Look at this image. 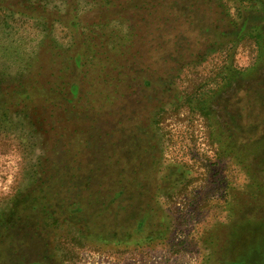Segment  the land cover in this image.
I'll return each mask as SVG.
<instances>
[{"label":"rangeland","instance_id":"1","mask_svg":"<svg viewBox=\"0 0 264 264\" xmlns=\"http://www.w3.org/2000/svg\"><path fill=\"white\" fill-rule=\"evenodd\" d=\"M92 1L0 0V216L23 196L39 166L65 158V149L68 162L80 168L75 172L83 174L90 163L99 167L103 145L88 141L94 130L87 118L96 108L102 140L120 129L130 133L125 150L118 139L104 143L116 144L112 163L125 158L135 164L132 170L142 169L138 175L145 180L144 189L123 199L128 204L119 219L126 221L123 226H131V233L123 237L114 230L112 238L93 237L81 234L66 219L49 220L51 229L41 224L36 230L32 225L12 234L17 253L32 259L43 252L44 264L54 254L59 264H264V62L258 61L255 39L245 37L201 59L181 58L172 63L183 69L175 78L181 92L149 96L141 92L140 84L130 85L118 75L111 79L115 71L108 76L103 68L114 57L111 47L120 52L130 49L135 39L130 28L146 17L145 12L107 18L112 10L100 15L107 5ZM207 2L203 8L210 20L213 13ZM237 2L241 1L224 0L214 17L223 13L235 17ZM242 2L246 5L248 0ZM28 3L58 12L54 18L61 21L10 12V7ZM74 16L78 25L71 27ZM139 27L138 34L145 35L146 27ZM140 34L132 47L143 54L149 40ZM76 40L84 41L86 51L96 46L97 54H104L97 56V64H84V59L75 64ZM31 63L42 76L49 77L51 71L61 76L53 79L55 84L74 79L80 85L77 92L61 91L65 102L60 109L46 101L42 109L49 122L43 126L32 108L11 111L6 106L7 83L25 81ZM224 64L248 73L224 84L219 77ZM248 93L253 114L243 111ZM201 97L209 109L198 105ZM144 211L151 214L153 232L139 235L133 231L134 221ZM49 238L51 248H46Z\"/></svg>","mask_w":264,"mask_h":264},{"label":"trees","instance_id":"2","mask_svg":"<svg viewBox=\"0 0 264 264\" xmlns=\"http://www.w3.org/2000/svg\"><path fill=\"white\" fill-rule=\"evenodd\" d=\"M95 1L107 5L100 9V15L112 10V14L106 15L107 18L113 17L114 13L117 16L123 15L125 17L128 16V13L134 16L141 11L145 12L146 17L144 19L140 17L139 24L133 23L132 28H130L129 32L133 33L132 37L135 38L130 49H124L120 52L121 49L111 47L114 57L109 58L108 63L103 64V68L106 66L108 69V76L115 71L111 74V79H113V75H118L130 85L131 83L140 84L141 92L149 94V96L163 95L165 92H171L170 94L181 92L176 88L175 78L182 74L183 69L179 66L175 67L176 65L172 63H177L181 58L187 56L192 59L194 56H196V59L198 57L201 59L203 55L208 54L212 56L223 51L226 46L228 48L230 43H237L245 37L255 39L258 47V61L259 63L264 62V0H248L246 5L243 4V0H240L241 2H237L235 17L223 13L216 18L214 15L218 12L214 10L220 5H224L222 4L224 0H218V2H216L217 0H210V10L213 13L210 20L206 19L203 8V5L208 4V0H94L92 2ZM10 8L12 13L19 12L45 18L48 21H61L60 18H54V14L58 12L51 11L46 7L28 3L23 6L17 5V8L13 6ZM142 20L145 21L141 22ZM222 22H225L230 29L224 28ZM69 25L71 27L78 25L75 16L70 20ZM139 26L146 27L147 32L145 35L140 34ZM137 31H140L141 38L146 36L149 40L147 43L149 48L144 49L143 54L140 49L136 50L135 47H132L137 35L139 40ZM83 42H77L76 40L74 45L76 48V54L73 57L75 64L82 63L83 59L85 60L84 64H92L93 61L97 64V56L104 54H97V51H95L96 46H90L86 51ZM45 43L50 46L49 40ZM200 45L207 48L205 50L198 49L197 47ZM78 46H81V48L79 49ZM136 54L138 55L137 58ZM135 59L138 61H135ZM189 65L188 63L187 66ZM30 67L25 81L7 83L5 87L7 91L5 93L6 106L11 111L23 107L32 108L35 111L34 114L39 116L37 122L43 126L46 122H49L47 111L42 109L47 106L46 101L48 100L54 105L52 108L62 107L65 96L62 95L63 92L61 91L68 88L72 93L77 92L80 85L74 79L72 82L66 81L67 83L55 84L56 79H53L61 76H55L52 71L49 77L42 76V73L33 68V63ZM38 67L42 68V65ZM246 73L248 72L243 73L237 70L232 64H226L223 73L219 77L224 81V84H227L233 77ZM251 76L243 78L244 81ZM122 87L121 85L119 88ZM216 91V89L213 90L214 93ZM57 93L58 95H56ZM120 94L125 95L124 99L126 101L129 100L124 92ZM203 96L206 97L207 95L203 94ZM204 97L199 98V104H197L206 110L209 109V106ZM246 97H248V100L245 101V104L243 103L244 97L241 100V104L245 105L243 111L253 114L252 109H250L252 95L250 97V93H248ZM256 101L257 99H255ZM53 112L51 111L49 114H54ZM210 112H212L211 107ZM99 117V111L94 108L93 114L87 118L94 130L89 134L88 141L92 140L89 141L92 146L103 145L99 149L102 156L99 167L98 164L90 163L83 174L75 172V170L79 171L80 168L72 166L68 162L66 149L63 151L65 158L52 161L48 159L50 163L46 161L41 164L39 174L27 183L26 192L22 194L23 196L14 201L13 206L8 209L6 215L3 216L2 214L0 216V238H2V235L8 236L7 239L0 240V264H44L43 252H39L32 259H26L19 255L20 253H17L19 245L17 243L15 245L13 243L15 240L12 241L11 238L15 231H21L32 225L36 230L41 229V224H44L45 228L49 229L50 227L51 229L48 224L51 223L49 220L56 223L59 219H66L76 224L81 234L87 236L108 239L114 235L116 236L114 230L123 237L129 235L131 226H123L126 221L124 223L119 222L121 212L127 209L128 204L123 199H126L134 191L143 190L145 180L138 175L142 169H139V171L132 170L135 164L130 163L131 160L124 158L123 161L115 160L112 163L114 157L111 154L116 151L113 149L116 144L114 143V146H112L110 142L106 145L104 143L112 138L118 139L117 141L122 144L121 149L125 150L129 147L127 145L128 137L126 136L130 133L125 135L123 129H120L113 135L106 133L105 141L102 140L100 135L102 130L98 129ZM120 134H123V136L119 137ZM94 138L96 139L94 140ZM98 139L103 142L97 143L96 140ZM90 144L85 147L88 148ZM92 184L97 185V187ZM152 208L155 209V205H152ZM150 218L151 214L148 211L139 213L134 221V233L139 235L152 233L153 225L149 222ZM119 226L125 232L118 230ZM51 244V238H49L44 246L51 248ZM44 246H38V248L43 247L44 249ZM12 249L15 250L13 253ZM46 264H59L55 259V254L52 255L51 261Z\"/></svg>","mask_w":264,"mask_h":264}]
</instances>
